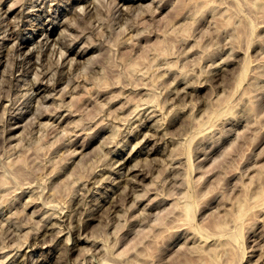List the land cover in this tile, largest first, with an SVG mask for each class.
<instances>
[{"label":"rangeland","instance_id":"1","mask_svg":"<svg viewBox=\"0 0 264 264\" xmlns=\"http://www.w3.org/2000/svg\"><path fill=\"white\" fill-rule=\"evenodd\" d=\"M0 172L1 264H264V0H0Z\"/></svg>","mask_w":264,"mask_h":264},{"label":"bare ground","instance_id":"2","mask_svg":"<svg viewBox=\"0 0 264 264\" xmlns=\"http://www.w3.org/2000/svg\"><path fill=\"white\" fill-rule=\"evenodd\" d=\"M87 2H88V1H87ZM92 14H93V13H92ZM45 40H46V39H45ZM17 43H18V42H17ZM53 43H54V42H53ZM18 44H19V43H18ZM12 48H13V46H12ZM40 49H41V48H40ZM42 51H43V50H42ZM48 51H50V50H48ZM60 54H61V53H60ZM41 55H42V54H41ZM62 55H63V54H62ZM60 57H61V56H60ZM58 60H60V59H58ZM32 62H33V61H32ZM38 62H39V61H38ZM63 64H64V63H63ZM67 65H68V64H67ZM69 65H71V64H69ZM68 67H69V66H68ZM70 67H72V65H71ZM70 67H69V68H70ZM255 67H256V66H255ZM252 71H253V70H252ZM61 75H62V74H61ZM214 79H215V78H214ZM214 79H213V80H214ZM38 80H39V79H38ZM39 82H40V81H39ZM40 83H41V82H40ZM56 83H57V82H56ZM41 84H42V83H41ZM48 84H49V83H48ZM53 85H54V84H53ZM76 88H77V86H76ZM41 89H42V88H41ZM74 89H75V88H74ZM74 89H73V90H74ZM67 90H68V89H67ZM75 90H76V89H75ZM169 92H170V91H169ZM119 94H120V93H119ZM177 94H178V93H177ZM66 95H67V94H66ZM97 95L99 96V94H97ZM97 95H96V96H97ZM63 96H64V95H63ZM63 96H62V97H63ZM117 96H118V95H117ZM117 96H116L115 98H117ZM118 97H119V96H118ZM28 99H29V98H28ZM56 100H57V99H56ZM37 103H38V102H37ZM148 103L150 104V102H148ZM148 103H147V104H148ZM28 105H29V104H28ZM40 105H41V104H40ZM144 105H145V104H144ZM38 106H39V105H38ZM60 106H61V104H60ZM60 106H59V107H60ZM39 107H40V106H39ZM142 107H143V106H142ZM142 107H141V108H142ZM37 109H38V107H37ZM41 109H43V108H41ZM46 109H47V108H46ZM58 109H59V108H58ZM62 109H63V108H62ZM62 109H61V110H62ZM150 109H152V108H150ZM155 110H156V109H155ZM140 112H141V111H140ZM140 112H139V113H140ZM146 112H147V111H146ZM153 112H154V111H153ZM42 113H43V112H42ZM69 113H70V112H69ZM43 114H44V113H43ZM46 114H47V113H46ZM151 114H152V113H151ZM51 115H52V114H51ZM131 115H132V113H131ZM138 115H139V114H138ZM69 117H70V116H69ZM35 118H36V117H35ZM38 118H39V117H38ZM36 119H37V118H36ZM36 119H35V120H36ZM174 122H175V121H174ZM34 123H36V122H34ZM38 123H39V122H38ZM34 125H35V124H34ZM51 128H52V127H51ZM53 128H54V127H53ZM102 128H103V127H102ZM131 129H132V128H131ZM1 135H2V134H1ZM145 136H146V135H145ZM117 143H118V142H117ZM118 145H119V144H118ZM13 148H14V147H13ZM73 153H76V152H73ZM3 165H4V164H3ZM5 168H6V167H5ZM16 168H17V167H16ZM19 168H20V167H19ZM19 168H18V169H19ZM0 173H1V172H0ZM53 173H54V172H53ZM55 174H56V173H55ZM49 175H50V174H49ZM51 175H52V174H51ZM53 175H54V174H53ZM0 176L3 177L2 174H1ZM29 183H30V182H29ZM31 183H34V182H31ZM25 184H26V183H25ZM30 185H31V184H30ZM20 186H21V185H20ZM22 186H23V185H22ZM24 186H27V185H24ZM28 186H29V185H28ZM16 190H17V188H16ZM22 190H23V189H22ZM32 190H33V189H32ZM35 191H36V190H35ZM16 192H17V191H16ZM30 192H32V191H30ZM13 193H14V192H13ZM33 194H34V193H33ZM37 194H38V193H37ZM39 195L41 196V194H39ZM51 195H52V194H51ZM29 198H30V197H29ZM138 198H139V197H138ZM53 199H54V198H53ZM38 200H39V199H38ZM41 200H42V199H41ZM46 200H47V199H46ZM44 201H45V200H44ZM47 201H49V200H47ZM160 201H161V200H160ZM165 201H166V200H165ZM54 202H56V201H53L52 203H54ZM30 203H31V202H30ZM49 203H50V202H49ZM49 203H48V204H49ZM52 203H51V204H52ZM45 204H46V202H45ZM188 206H189V204H188L186 207H188ZM75 207H76V206H75ZM66 208H67V207H66ZM187 209H188V208H186V210H187ZM189 209H190V207H189ZM191 209H192V208H191ZM44 210H45V209H44ZM189 212H190V211H189ZM47 213H48V212H47ZM57 213H58V212H57ZM72 213H74V212H72ZM17 215H18V214H17ZM56 215H57V214H56ZM48 216H49V215H48ZM69 216H70V215H69ZM9 217H10V216H9ZM16 217H17V216H16ZM144 217H145V216H144ZM187 217H188V216H187ZM47 219H48V218H47ZM49 219H50V218H49ZM60 219H61V218H60ZM143 219H144V218H143ZM10 220H11V219H10ZM61 220H62V219H61ZM68 220H69V219H68ZM16 221H17V220H16ZM18 221H19V220H18ZM6 222H7V221H6ZM11 222H12V221H11ZM19 222H20V221H19ZM21 223H22V222H21ZM14 224H15V223H14ZM50 224H51V223H50ZM55 224H56V223H55ZM55 224H54V225H55ZM18 225H19V224H18ZM43 225H44V224H43ZM51 225H52V224H51ZM56 225H57V224H56ZM68 225H69V224H68ZM15 226H17V225H15ZM20 226L23 227V225H21V224H20ZM39 226H40V225H39ZM69 226H70V225H69ZM54 227H55V226H54ZM8 228H9V226H8ZM18 228H19V227H18ZM48 228H49V227H48ZM10 229H11V228H10ZM19 229H21V227H20ZM39 229H40V228H39ZM8 230H9V229H8ZM50 230H51V229H50ZM13 232H14V231H13ZM13 232H12V233H13ZM34 234H35V233H34ZM9 236H10V235H9ZM44 237H45V234H44ZM69 238H70V237H69ZM69 238H68V239H69ZM33 240H34V239H33ZM44 241H45V240H44ZM44 243H45V242H44ZM22 244H23V243H22ZM32 247H33V246H32ZM18 248H19V247H18ZM4 249H6V248H4ZM20 249H22V248H20ZM18 250H19V249H18ZM9 257H10V256H9ZM7 259H8V257H7ZM7 259H6V260H7ZM4 262H5V261H4ZM0 264H1V263H0Z\"/></svg>","mask_w":264,"mask_h":264}]
</instances>
